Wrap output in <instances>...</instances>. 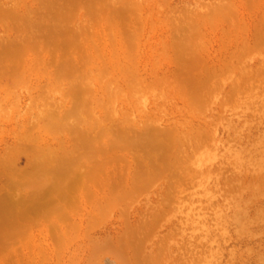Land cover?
<instances>
[{"label": "rangeland", "instance_id": "1", "mask_svg": "<svg viewBox=\"0 0 264 264\" xmlns=\"http://www.w3.org/2000/svg\"><path fill=\"white\" fill-rule=\"evenodd\" d=\"M0 219V264H264V0H0Z\"/></svg>", "mask_w": 264, "mask_h": 264}, {"label": "bare ground", "instance_id": "2", "mask_svg": "<svg viewBox=\"0 0 264 264\" xmlns=\"http://www.w3.org/2000/svg\"><path fill=\"white\" fill-rule=\"evenodd\" d=\"M67 16H68V15H67ZM67 16H66V17H67ZM154 137H157V136H154V135H153V138H154ZM92 141H94V139H92ZM85 142H86V141H85ZM85 142H84V143H85ZM87 142H88V141H87ZM112 145H114V144H112V142H111V145H110V146H112ZM137 145H138V144H137ZM129 146H130V145H129ZM142 147H143V146H142ZM142 147H141V148H142ZM110 148H114V147H110ZM139 148H140V147H139ZM108 149H109V148H108ZM139 150H140V149H139ZM112 155H113V154H112ZM47 168H48V167H47ZM51 168H52V167H51ZM51 168H48V169H51ZM66 168H67V167H66ZM51 170L54 171L53 168H52ZM95 171H96V170H95ZM95 171H94V172H95ZM66 175H67V174H66ZM64 179H65V178H64ZM66 180H67V179H66ZM61 181H62V180H61ZM64 181H65V180H64ZM69 181H70V180H69ZM58 183H59V182H58ZM63 183H64V182H63ZM69 183H70V182H69ZM61 184H62V183H61ZM56 185H57V184H56ZM56 185H54V187L50 186V188L57 189ZM62 185H63V184H62ZM48 186H49V185H48ZM57 186H58V185H57ZM75 187H76V186H75ZM58 188H59V187H58ZM66 188H67V187H66ZM45 190H46V189H45ZM61 190H62V189H61ZM54 191H55V190H54ZM56 191H58V192L60 193V190H56ZM62 191H63V190H62ZM62 191H61V192H62ZM34 192H35V191H34ZM38 192H39V191H38ZM58 192H57V193H58ZM47 193H48V191H47ZM37 194H38V193H37ZM7 195H9V194H7ZM38 195H39V194H38ZM36 196H37V195H36ZM39 196H40V195H39ZM10 197H11V195H10ZM29 198H30V197H29ZM27 199H28V198H27ZM33 199H35V198H33ZM38 199H40V198H38ZM41 199H42V198H41ZM36 200H37V199H36ZM39 201H41V200H39ZM22 204H23V203H22ZM16 205H17V204H16ZM24 206H25V205H24ZM10 207H11V206H10ZM11 208H12V207H11ZM14 208H15V207H14ZM12 209H13V208H12ZM30 211L32 212V210H30ZM13 215H14V214H13ZM1 218H3V217H1ZM0 220H1V219H0ZM4 222H5V221H4ZM10 222H11V221H10ZM4 224H6V223H4Z\"/></svg>", "mask_w": 264, "mask_h": 264}]
</instances>
